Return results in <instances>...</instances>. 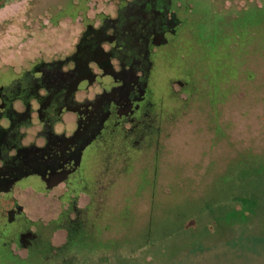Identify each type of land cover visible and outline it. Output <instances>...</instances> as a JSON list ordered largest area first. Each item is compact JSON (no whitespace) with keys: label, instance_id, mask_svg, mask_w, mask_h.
I'll list each match as a JSON object with an SVG mask.
<instances>
[{"label":"rangeland","instance_id":"374dc122","mask_svg":"<svg viewBox=\"0 0 264 264\" xmlns=\"http://www.w3.org/2000/svg\"><path fill=\"white\" fill-rule=\"evenodd\" d=\"M75 52L95 76L55 130L72 134L89 103L84 132L103 131L51 187L59 143L48 136L43 163L33 150L0 193V264H264V209L235 171L264 162V0H0V88ZM126 98L132 113H104ZM37 114L22 145H43Z\"/></svg>","mask_w":264,"mask_h":264},{"label":"trees","instance_id":"16d2710c","mask_svg":"<svg viewBox=\"0 0 264 264\" xmlns=\"http://www.w3.org/2000/svg\"><path fill=\"white\" fill-rule=\"evenodd\" d=\"M78 55L79 54L75 52L65 60L39 62L32 68V70L24 71L20 77L15 78L9 87L0 88V106L5 111L4 115L0 111L1 116L3 115L4 118L7 116L8 119L11 118L12 122L17 125L16 128L18 130L19 125H27L30 123L29 114L32 112L30 101L35 100L38 103L37 113L43 129H45V132L49 135L54 136L52 126L61 120V115L65 111H73L80 115V111L78 112L77 106L79 105L80 107L81 103H76L74 101V93L77 90V82L79 80L81 81L83 78H88L85 75L86 72H88V69H86L88 60L77 61L79 58ZM104 58L108 59L107 56H104L103 59ZM69 61H73L75 68L79 71H83V73L81 75L72 73L74 69L72 72L62 71L61 66ZM41 91H43V93H41ZM14 100H21L23 102L25 111L22 114L15 113L12 109V102ZM83 112L84 111H82V113ZM83 114L85 115V113ZM79 118L80 127L78 130L80 131V143L78 148H80L82 155L85 145L96 139L98 134L103 131L104 125H96V131L94 130V133H91L88 137L84 132L86 129V122L81 124L83 119L86 121V117L83 119L82 117ZM17 136L21 137L22 134L18 132ZM66 153L68 155V158H66L72 160L73 156L76 155V149L74 153L72 149ZM239 165L240 166L235 169L237 180L239 182L238 185H236L239 186L238 194L244 202L246 201V198L251 199V202L255 203L256 208L261 211V209H264V162L249 163L247 161H241L239 162ZM56 167H58L57 163ZM72 167H69L70 171L72 170ZM65 220L66 221H63L62 218L59 219L58 225L56 226L63 228L66 227L67 229L69 227L66 240L67 242L63 247L71 249L70 247H72L71 244L75 230L70 228L72 227L69 223L70 221L66 218ZM80 241H83V239L81 238ZM51 249L56 251L61 250V248L56 249L45 246L43 251L50 252Z\"/></svg>","mask_w":264,"mask_h":264},{"label":"flooded vegetation","instance_id":"af4514ba","mask_svg":"<svg viewBox=\"0 0 264 264\" xmlns=\"http://www.w3.org/2000/svg\"><path fill=\"white\" fill-rule=\"evenodd\" d=\"M107 58L108 59H105V58L103 59V57L101 56L99 58H94L93 61L95 64H97L98 67L102 68L104 71H107L108 73H111L112 75H115V72H113V70L111 68V63H110L109 57H107ZM87 60H89V59H87ZM86 69H88V75L90 76V79H92L94 77V74L91 73V71L88 67V64H87ZM86 77H88V76H86ZM134 97L132 99L136 98V97L135 98ZM104 98H105V96H104ZM139 98H141V97H139ZM132 99L131 98L127 99V103L124 106H122L121 103H118L116 100H108V102H110V104H112V105H115L114 107L117 106V108H118L117 117L123 118L124 116L128 115V113L133 112L132 104H131V103H133ZM110 104H106V106L108 105V107L106 108L104 113L110 114L112 112L111 109H108L109 107L111 108ZM87 105L86 104L84 105V108H86L83 112V113H85L84 117H86L87 112H90L89 103ZM135 107L137 108V105ZM79 108L80 107L78 105L77 110H78V112L79 111L81 112V109H79ZM0 116H1V113H0ZM5 117H6L5 120H8V122L10 123L12 130H9L8 132H4V131L0 130V159H2L0 161L4 162L3 168H0V185L1 184L6 185L5 187L1 188L3 190L0 189V193L8 191L11 188V186L14 182V179L18 178L15 176V174L18 171L22 170L23 168L31 167V162H32V159L28 160V158L26 159V158H23V156H22V153L24 152L26 154L27 151H25V150H22V152L17 151V149H18L17 129H16L17 125L12 122L11 118L8 119L7 116H5ZM118 121L116 120V122H118ZM81 122H85V120L83 119ZM79 127H80V120H78V127L75 131V134H74L75 135L74 138H79L78 143H80V131L78 130ZM48 136H49L48 133H47V135L46 134L44 135L43 138L45 139L46 143L41 149H38L36 147H32L33 148L32 151L28 152V154L32 156L33 150H35V152L38 151L39 153L38 154L33 153V156H35V155L38 156L41 163H43L44 160H46V158H47L45 155L48 154V150H49ZM51 137H54V136H51ZM65 144L68 145L67 143H65ZM66 145L63 148H66ZM63 148H61V149L63 150ZM25 149H26V147H25ZM10 150L14 151L13 159L6 161L4 157L6 155H8L7 153H8V151L10 152ZM26 156H27V154H26ZM67 158H64L62 160L58 158V160H57V164H58L57 172H60L61 175L62 174L65 175L67 170L69 169V167H72V161L70 159H67ZM11 214L12 215L14 214V210L11 211Z\"/></svg>","mask_w":264,"mask_h":264},{"label":"crops","instance_id":"0c3cea01","mask_svg":"<svg viewBox=\"0 0 264 264\" xmlns=\"http://www.w3.org/2000/svg\"><path fill=\"white\" fill-rule=\"evenodd\" d=\"M91 63V62H90ZM89 63V64H90ZM94 63V62H93ZM88 67H89V69H91V67L88 65ZM92 70V69H91ZM92 73V72H91ZM92 74H94V76H95V73H92ZM108 74H110V75H112L111 73H108ZM109 75V76H110ZM82 80H85V81H87V82H89V79L88 78H83ZM81 80V81H82ZM80 80L77 82V90L75 91V93H74V101L76 102V103H80L81 101H79L77 98H76V95H77V93H78V85H79V83L81 82ZM104 92L106 93L107 92V90L105 89L104 90ZM16 102H20V104H21V106H22V110H20V109H17V107L14 105ZM33 102L36 104V107L34 108L33 107ZM110 104V103H109ZM30 106H31V109H32V112L31 113H34V112H37V110H38V103L35 101V100H31L30 101ZM110 106H112V104H110ZM12 109L14 110V112L15 113H18V114H22L24 111H25V106H24V104H23V102L21 101V100H14L13 102H12ZM34 111V112H33ZM68 113V112H73V111H65L63 114H65V113ZM31 113L29 114V118H30V124L32 123V118H31ZM76 113V112H75ZM63 114L61 115V120L59 121V122H56L55 124H53V126H52V132L54 133V137H55V141H57V143H59L58 144V158L59 159H64V158H66L67 157V151H70L71 149H72V151H73V153L75 152V149H76V155H74L73 156V158H72V170H73V172L72 173H75V168L78 166V165H80V159H81V151H80V148H78L79 146V143H78V139L79 138H74L75 137V131H76V129H77V127H78V121H76V123H75V129H74V131H73V133L72 134H69V135H65V133H63V132H61V133H59V132H57L56 130H55V126L56 125H61V126H63V124H64V121H63ZM37 117H38V114H37ZM5 119V118H4ZM16 121H17V119H16ZM15 121V122H16ZM17 129V128H16ZM0 130L1 131H4V132H8L9 130H12V128H11V125H10V123L8 122V120H6V125L4 126V125H1V123H0ZM20 130V129H19ZM19 131L17 130V133H18ZM20 133V132H19ZM21 133H23V132H21ZM24 134H22V137H20V138H18V136H17V142H18V149H17V151H19V152H22V150H25V151H27L26 152V154H27V156H26V154L24 155V158H28V160H31V158H32V156L31 155H29L28 154V152L29 151H32V147H36V148H38V149H41L44 145H45V143H46V141H45V139L44 138H42L43 140H42V142H43V145H37V144H35V143H32L31 145H29V146H27V145H22V143H21V140L23 139V136ZM19 140V141H18ZM65 143H67L68 145H66ZM65 145H66V147L67 148H63V147H65ZM25 147H26V149H25ZM72 147V148H71ZM61 148H63V150L61 149ZM12 152H14V151H12ZM8 155H6L5 156V160L6 161H8V160H10V159H13V156H14V153L12 154L11 153V150H10V152L8 151V153H7ZM0 160H2V159H0ZM76 162V163H75ZM4 162H2V161H0V168H3V164ZM75 165V166H74ZM79 167V166H78ZM77 169V168H76ZM68 173H70V168L67 170V172H66V174H68ZM31 174H33L32 172H31ZM65 174V175H66ZM27 175H29V173H25V174H23L22 176H19L18 178H16V179H14V182H13V184L15 183V182H17L20 178H22V177H25V176H27ZM65 175H61L63 178L65 177ZM63 180V179H62ZM46 184V183H45ZM45 187L47 188V185H45Z\"/></svg>","mask_w":264,"mask_h":264},{"label":"water","instance_id":"95a60500","mask_svg":"<svg viewBox=\"0 0 264 264\" xmlns=\"http://www.w3.org/2000/svg\"><path fill=\"white\" fill-rule=\"evenodd\" d=\"M43 179L46 181L47 187H51L52 185L58 183L62 180V176L60 172L49 174V176L43 177Z\"/></svg>","mask_w":264,"mask_h":264}]
</instances>
